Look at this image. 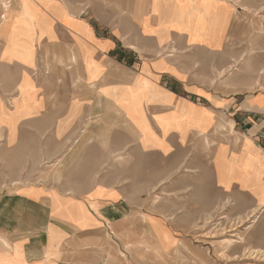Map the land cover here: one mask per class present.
<instances>
[{
    "label": "crops",
    "instance_id": "crops-1",
    "mask_svg": "<svg viewBox=\"0 0 264 264\" xmlns=\"http://www.w3.org/2000/svg\"><path fill=\"white\" fill-rule=\"evenodd\" d=\"M2 18L0 264H264L179 236L231 201L264 253V68L238 47L264 41V0H14Z\"/></svg>",
    "mask_w": 264,
    "mask_h": 264
},
{
    "label": "rangeland",
    "instance_id": "rangeland-1",
    "mask_svg": "<svg viewBox=\"0 0 264 264\" xmlns=\"http://www.w3.org/2000/svg\"><path fill=\"white\" fill-rule=\"evenodd\" d=\"M4 3H7L8 9H4ZM14 7V0H0V24L2 22H6L3 15L6 14L7 11H11ZM10 18V17H9ZM8 18V20H9ZM238 47L243 50L246 54V57L249 59L259 60L260 67L264 68V41L263 40H243L239 42ZM250 55V56H248ZM245 57V58H246ZM45 70L55 71L56 65L60 64L59 59H55L54 57L50 59L49 57H45L43 61ZM52 67V68H51ZM262 72V71H260ZM257 73L259 78H264V74ZM221 128L224 126L221 125ZM227 132L230 133V130L227 129ZM206 139V136H203ZM205 159H208L211 152H204ZM21 160L24 158L23 153L20 154ZM53 163L46 161L43 162L41 167L33 168L26 167L21 169V178L19 184L14 185H4L5 189L10 188L11 190L17 189L29 184H38L40 183L41 176L43 177L47 172L54 171ZM191 168L188 166H184L180 168L178 174H190ZM150 206L156 203V197L152 195ZM168 196H171L170 194ZM253 213V212H252ZM252 213H236L233 209L231 201H228L227 206L217 208L212 215L206 217H199L196 220V231H185L181 233L182 238L190 239L195 242H202L207 247L210 248L211 254L214 257H226V252L230 249V246L236 241L242 243L244 258L247 260H251L254 262H262L264 263V253H260L258 251H254L250 245H248L249 235L252 234L255 227L254 225L257 223V216H252ZM254 227V228H253ZM261 237L257 239L260 241ZM176 256V254H175ZM170 264H197L193 263L192 260L188 257H179V252L175 259L174 263ZM214 264V263H212Z\"/></svg>",
    "mask_w": 264,
    "mask_h": 264
},
{
    "label": "bare ground",
    "instance_id": "bare-ground-1",
    "mask_svg": "<svg viewBox=\"0 0 264 264\" xmlns=\"http://www.w3.org/2000/svg\"><path fill=\"white\" fill-rule=\"evenodd\" d=\"M261 74H264V70H262Z\"/></svg>",
    "mask_w": 264,
    "mask_h": 264
}]
</instances>
